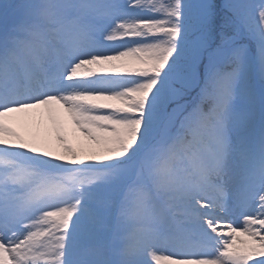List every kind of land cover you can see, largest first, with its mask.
I'll return each instance as SVG.
<instances>
[{"label": "snow or ice", "instance_id": "snow-or-ice-1", "mask_svg": "<svg viewBox=\"0 0 264 264\" xmlns=\"http://www.w3.org/2000/svg\"><path fill=\"white\" fill-rule=\"evenodd\" d=\"M0 264H264V0H0Z\"/></svg>", "mask_w": 264, "mask_h": 264}, {"label": "rangeland", "instance_id": "rangeland-1", "mask_svg": "<svg viewBox=\"0 0 264 264\" xmlns=\"http://www.w3.org/2000/svg\"><path fill=\"white\" fill-rule=\"evenodd\" d=\"M60 119L61 121H63L66 118L60 117ZM9 123L14 128V130L20 132L21 134H24L26 131H28L27 129L17 125L14 120H10ZM31 131H33V133H43L54 137L57 134V124L52 120H46L43 126H34ZM60 133L66 135L71 141L73 136V130L70 128V126L61 127Z\"/></svg>", "mask_w": 264, "mask_h": 264}]
</instances>
